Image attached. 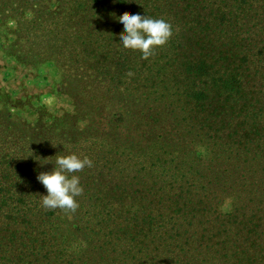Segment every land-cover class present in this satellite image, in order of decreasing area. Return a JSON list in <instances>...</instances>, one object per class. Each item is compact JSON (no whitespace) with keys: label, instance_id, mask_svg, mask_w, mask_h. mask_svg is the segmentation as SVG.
<instances>
[{"label":"trees","instance_id":"16d2710c","mask_svg":"<svg viewBox=\"0 0 264 264\" xmlns=\"http://www.w3.org/2000/svg\"><path fill=\"white\" fill-rule=\"evenodd\" d=\"M23 1L26 10L31 11L18 13L19 19L12 18L17 30L10 45H3L2 49L22 63L41 64L62 76L56 90L61 98L66 97L69 89L80 93V97L96 88H106L110 93L112 88L107 84H111L114 93L122 92L118 103L125 105L117 107L120 116H113L112 126L124 125L127 116H133L127 108L139 110V117L146 120L138 125L137 120H130L124 125L130 134L131 126L137 125L136 134L151 140L143 155L134 157L130 153L122 161L125 169L143 170L145 176L153 172L163 147L171 148L168 143L162 146L153 140L168 132L178 145L189 137L192 154L205 161L216 164L227 151L229 156L243 153L256 168L264 169V0ZM13 11L17 9L10 12ZM133 14L164 19L172 26L169 42L156 48L148 59L118 44L124 33L117 18ZM21 43L30 46L28 51H22ZM40 45L44 47L38 50ZM66 74L73 84L63 82ZM71 95L69 92L68 98ZM105 98L99 100L104 102ZM81 102L76 100L77 104ZM86 107L82 122L93 123L86 118ZM60 125L75 126L69 118ZM10 127L11 124L8 130ZM51 130L52 127L48 128ZM21 165L18 157L0 146V264H128L130 259L136 264V255L140 253L142 264L144 259L146 264H157L159 256L170 257L168 264H184L187 258H195L186 243L178 250L157 254L137 249L143 244L142 236L148 240L149 235L157 232V224L166 222L167 217L158 220L163 212L177 214L182 212L181 208H187L176 207L178 204L173 209L177 202L171 197L168 207L157 201L155 204L156 184L149 187L138 182L136 185H142V189L133 193L138 196L134 195V203L130 204L126 201L133 194L128 190L117 194L108 187L92 188L88 183L93 177L86 186L79 177L83 195L77 199V210L66 212L47 209L40 198L35 201L29 197L32 178ZM124 167L120 168L122 172ZM106 171L116 174L111 167ZM118 178L124 181L125 177ZM226 193L231 191L219 195L208 190V203L199 194L193 196L192 191L188 196L192 202L207 207L206 204H222ZM148 197H153L149 204L144 202ZM61 211L78 222L85 219L71 238L57 225ZM211 211L209 214H216ZM130 216L134 218L128 220ZM215 245L199 255L197 261L204 256L207 264H225L228 254L213 250ZM253 246L256 263L258 247L255 243ZM258 260L263 262L261 257Z\"/></svg>","mask_w":264,"mask_h":264},{"label":"rangeland","instance_id":"374dc122","mask_svg":"<svg viewBox=\"0 0 264 264\" xmlns=\"http://www.w3.org/2000/svg\"><path fill=\"white\" fill-rule=\"evenodd\" d=\"M14 8L17 11L10 12ZM30 11L31 9L26 10L23 0H0V146L6 148L7 153L18 157L22 162L20 167L31 175L29 197L36 201L45 194L46 189L38 182L37 175L52 170L56 155L75 154L88 159L92 165L91 168L76 173L83 179L85 186L90 176L93 177L88 183L90 187H108L117 194H121L124 190L133 194L138 189H142V185H136L138 182L145 183L149 187L156 184L155 197H148L145 203L149 204L153 198L155 204L157 201L161 202V206L168 207L172 204L168 200L171 197L177 202L173 209L178 204L180 206L176 207H187L181 208L182 212L177 214L168 215L163 212V216L161 215L158 220L167 217L166 222L161 226L158 223L157 232L147 236L148 240L146 236H142L143 244L137 249L142 251L149 249L157 254L162 251L178 250L177 247L186 243V248L195 258L193 260L187 258L184 264H207L203 261L204 256H201L199 261L197 258L205 254L211 245L216 244L213 250L228 254L224 259L225 264H264V169L256 168L243 153H232L229 156L228 151L223 155V160L216 161V164L222 165L220 169L216 164L203 160V157L200 159L192 154L189 137H185L183 143L178 145L171 132L164 133L161 139L153 140L156 141L155 143H162V146H166V143L171 146V148L163 147L159 155L160 161L155 163V169L152 170L154 173L147 172L148 176H145L146 172L143 170L135 172L130 168L125 169L122 161H126L130 153L134 157L143 155L146 152L143 150L144 147L151 140L136 134L137 125L146 123V120H142L139 117V110L134 108H127L131 110L133 116L128 115L124 121V125L129 124L130 120L138 121L136 127L131 126V134L123 124L111 125L113 116L116 114L120 116L117 107H125L123 103H118L123 96L122 92L114 93L113 86L107 84V87L112 88L109 90L110 93L106 92V88L99 91H96V88L89 95L80 97V93L69 89L66 97H58L56 90L62 82V76L51 72V68L41 64L34 66L22 63L2 49L3 45H10L14 37L13 33L17 30L16 22L12 18L19 19L18 13L26 14ZM21 47L25 52L30 48L28 44L22 43ZM42 47L44 45L38 46L37 49L40 50ZM64 80L67 84L74 83L67 74L63 82ZM69 92L72 94L70 98H68ZM100 97H106L104 102L99 100ZM113 98L118 99L116 101ZM79 99L82 102L77 104L76 100ZM108 99L111 102H107ZM85 107L88 113L86 118H90L93 123L87 120L82 122ZM68 112H70L69 117H66ZM68 118L75 124L71 126L72 128H68L70 127L68 125H63L66 128L60 125L62 120ZM50 127L52 130L48 131ZM29 128H37L38 131H29ZM126 132L129 136H126ZM38 157L50 158L48 161L50 164L41 166L45 161L38 162ZM228 157H231V161ZM232 158H236L238 162L234 163ZM112 161L121 165L118 167ZM108 167L115 169L116 174L107 173ZM122 167L125 172L120 169ZM118 176L125 177L124 181ZM170 179L174 181L172 184ZM212 189L219 195L226 190L231 193H226L222 204L215 206L206 204L205 207L189 199L188 192L192 191L193 196L199 194L203 202L208 203L205 197L208 190ZM134 195L138 196L133 194L126 202L133 204ZM140 200L141 198L138 197L137 203H140ZM203 209L206 211L203 212ZM210 209L216 214H209ZM126 211L128 210L124 209V212ZM57 217L60 219L57 225L61 231L65 230L63 234L69 238L82 228L81 223L85 220L78 222L72 215H66L63 211ZM133 218L134 216H130L128 220ZM154 234L156 238H153ZM162 239H167V242H163ZM253 243L258 247V257H261L263 262L257 257V262L254 263ZM142 255L143 253L136 255V264H142ZM169 258L159 256V262L156 263L168 264L170 262L168 260H171ZM132 263L130 259L128 264ZM144 264H146L145 259Z\"/></svg>","mask_w":264,"mask_h":264},{"label":"clouds","instance_id":"9594fccd","mask_svg":"<svg viewBox=\"0 0 264 264\" xmlns=\"http://www.w3.org/2000/svg\"><path fill=\"white\" fill-rule=\"evenodd\" d=\"M117 19L124 33L118 44L123 49L139 52L143 59H148L156 48L164 47L173 35L172 26L164 19H153L140 14L125 15ZM49 159L38 157V162L45 161L40 163L44 166L50 164ZM91 166L88 159L75 154L56 155L52 170L37 175L38 182L46 189V195L40 196L42 206L75 212L78 208L77 199L83 195V188L79 176L74 173H81Z\"/></svg>","mask_w":264,"mask_h":264}]
</instances>
